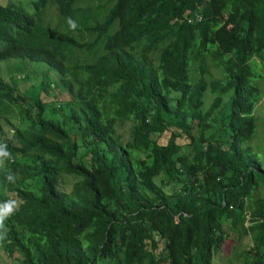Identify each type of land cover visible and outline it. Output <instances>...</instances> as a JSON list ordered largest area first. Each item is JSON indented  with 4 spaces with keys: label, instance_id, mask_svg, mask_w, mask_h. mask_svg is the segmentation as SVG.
I'll use <instances>...</instances> for the list:
<instances>
[{
    "label": "trees",
    "instance_id": "1",
    "mask_svg": "<svg viewBox=\"0 0 264 264\" xmlns=\"http://www.w3.org/2000/svg\"><path fill=\"white\" fill-rule=\"evenodd\" d=\"M5 59L30 69L5 78ZM253 65L264 0H0V247L215 264L230 223L252 240L233 264H264Z\"/></svg>",
    "mask_w": 264,
    "mask_h": 264
},
{
    "label": "rangeland",
    "instance_id": "2",
    "mask_svg": "<svg viewBox=\"0 0 264 264\" xmlns=\"http://www.w3.org/2000/svg\"><path fill=\"white\" fill-rule=\"evenodd\" d=\"M253 68L254 70H257L258 67L253 65ZM1 69H2V72H4L5 74H9L8 76L9 78L11 76L15 77L19 74H24L25 72H27L28 69H30V67H27V65L23 63V60L20 61L18 59H5L1 64ZM32 70L33 68L31 69V71ZM258 71L262 74L261 76L264 79V70L263 69L261 70V67H259ZM259 79L260 78H255L254 82L261 88V85L257 82ZM261 82H262L263 96H262V99L257 104L256 110H255V115L258 120L256 133L249 142L244 144V146L250 149L249 155L254 156L258 160L259 164L261 165V168H264V81H261ZM25 87L26 85L22 83L21 88L26 89ZM225 100L230 101V95L226 96ZM5 130H6L5 136H10L11 135L10 131H8L6 128ZM213 130H218V127H215V129ZM64 179L67 184L71 185L75 181L76 178L72 176H65ZM4 214L6 213L4 212ZM0 217H3L2 212H0ZM229 225L230 223L226 225V230L229 235L227 239L228 242L224 245V247L220 251L219 256L214 258L215 264H233V260L236 258V252L244 251L248 243L252 241L247 236L240 237L238 233L231 231ZM13 257H17V256H12V257L9 256L6 253V251L3 249V247H0V263L1 264H19L18 260L14 259ZM234 264H237V262H234Z\"/></svg>",
    "mask_w": 264,
    "mask_h": 264
},
{
    "label": "clouds",
    "instance_id": "3",
    "mask_svg": "<svg viewBox=\"0 0 264 264\" xmlns=\"http://www.w3.org/2000/svg\"><path fill=\"white\" fill-rule=\"evenodd\" d=\"M73 26H75V25H73ZM19 75H21V74H19ZM3 76L5 77V78H8V76H9V74H5V73H3ZM4 161V160H3ZM9 210H11V206L9 205ZM0 228H3V217H0Z\"/></svg>",
    "mask_w": 264,
    "mask_h": 264
}]
</instances>
